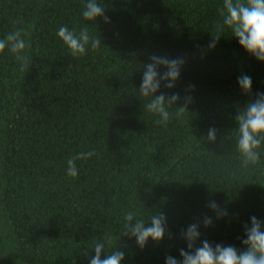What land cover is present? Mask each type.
Wrapping results in <instances>:
<instances>
[{
	"label": "trees",
	"instance_id": "16d2710c",
	"mask_svg": "<svg viewBox=\"0 0 264 264\" xmlns=\"http://www.w3.org/2000/svg\"><path fill=\"white\" fill-rule=\"evenodd\" d=\"M86 2L0 0V39L23 29L31 42L23 72L7 48L0 53V264H89L109 233L125 253L121 264H165L181 259V232L194 222L196 247L206 239L245 250L250 218L264 229V146L260 162L242 169L235 118L264 93V64L227 30L208 49L223 0H98L110 23L95 25L82 17ZM62 25L77 33L88 25L100 46L72 58L57 36ZM152 54L185 59L175 87L160 91L179 93L177 107L192 100L179 119L168 108L167 126L138 93ZM241 74L252 79L249 94L238 87ZM89 150L95 155L69 178L67 160ZM211 201L228 215L217 220ZM128 211L145 222L163 212V240L141 251L120 236Z\"/></svg>",
	"mask_w": 264,
	"mask_h": 264
},
{
	"label": "clouds",
	"instance_id": "9594fccd",
	"mask_svg": "<svg viewBox=\"0 0 264 264\" xmlns=\"http://www.w3.org/2000/svg\"><path fill=\"white\" fill-rule=\"evenodd\" d=\"M221 19L216 24V31L208 45V49H214L217 42L227 30L231 37L238 41L244 52L254 58L257 62L264 64V0H223L219 9ZM84 21L95 25L98 18L105 24L110 23V18L105 14V7L98 0H87L82 11ZM28 35L23 29H15L0 39V53L7 48L14 55L20 65V71L30 66V59L26 52L31 48V42L24 37ZM58 39L66 48L68 54L74 58H83L89 47L96 50L101 39L98 35H91L88 25L82 26L77 33L66 26H60L57 31ZM185 64L184 57L169 58L166 55L152 54L149 62L143 65V75L138 90L140 96L146 99L145 110L157 116L158 124L167 126L173 115L168 111L171 106L176 107L175 117L181 118L191 103V96L184 98L182 106H176L181 100L179 93L166 96L161 92V86L165 89H173L178 81L181 70ZM161 69L163 71H161ZM238 87L243 94L251 91L252 79L247 74H241L237 79ZM191 88V86H190ZM159 92V95L157 93ZM237 123V151L242 169H248L260 162L261 151L264 146V93L257 95L256 99L248 102L236 115ZM217 129L209 128L206 140L213 143L216 140ZM95 153L91 150L80 152L70 157L66 162V174L69 178H76L79 174L77 161L91 158ZM217 220L228 215L227 211L221 209L215 201L208 205ZM138 214L128 211L124 216V223L120 236L135 238L137 247L142 251L151 241L159 244L167 232L166 215L163 212L153 213L145 222L136 219ZM134 221V222H133ZM213 225L212 217L203 219L204 228ZM245 238L242 245L245 250L238 251L231 245L216 244L213 246L208 240H203L199 247L196 242L200 240V223H191L186 230L181 232V238L186 242L187 250H179L180 260L169 255L165 258V264H264V229L262 222L255 216L250 218V225L244 227ZM169 233V239H171ZM112 234L104 236L93 245L94 255L89 264H121L125 253L112 245ZM106 245L109 247L106 248ZM108 249H114L110 254L101 257Z\"/></svg>",
	"mask_w": 264,
	"mask_h": 264
}]
</instances>
